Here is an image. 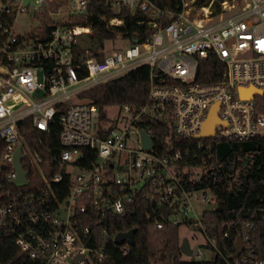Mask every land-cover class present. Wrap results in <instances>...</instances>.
I'll return each instance as SVG.
<instances>
[{
  "label": "built area",
  "instance_id": "obj_1",
  "mask_svg": "<svg viewBox=\"0 0 264 264\" xmlns=\"http://www.w3.org/2000/svg\"><path fill=\"white\" fill-rule=\"evenodd\" d=\"M99 1L111 14L103 11L98 19L112 35L91 48L97 39L93 29L66 23L71 17L93 16ZM210 3L198 7L194 0H180L172 11L151 0H0V239L10 237L41 264H113L104 246L87 245L95 237L80 216L86 206L100 218L125 215L140 199L172 205L166 220L159 211L162 220L184 222L206 238L201 216H186L194 211V191L185 184L209 174L210 141L264 139V105L259 102L264 96V0H222L217 13ZM121 6L148 16L152 30L140 43L124 37ZM77 38L87 41L85 59L76 54ZM122 39L127 42L122 48L107 46V41ZM208 56L224 64L218 81L196 79ZM81 66L86 71L82 77ZM123 77L132 85L134 102L106 105L104 117L96 104L81 97L88 88ZM248 87L262 93L243 98L239 88ZM213 104L218 122L212 134L200 135ZM56 113L59 169L44 178V185L29 187L22 160L36 164L42 157L30 150L18 123L28 118L46 131ZM147 119L168 125L181 139L197 138L196 150L158 152L150 129L140 126ZM142 129L152 139L150 148H142ZM18 146L25 180H17L14 166ZM84 147L95 153L88 166L79 164ZM66 175L68 192L59 197L52 184ZM202 199L211 204L207 210L218 207L213 196ZM180 208L184 217L178 221L174 215ZM154 223L162 227L161 221ZM116 233L111 242L125 256L131 244L114 242ZM100 234L109 237L106 228ZM230 264H264V259L243 248Z\"/></svg>",
  "mask_w": 264,
  "mask_h": 264
},
{
  "label": "trees",
  "instance_id": "obj_2",
  "mask_svg": "<svg viewBox=\"0 0 264 264\" xmlns=\"http://www.w3.org/2000/svg\"><path fill=\"white\" fill-rule=\"evenodd\" d=\"M156 6L175 11L180 0H151ZM211 0H194L198 7L209 5ZM222 0H212L210 7L214 13L221 10ZM103 2H98L94 8L93 16L71 17L66 24L90 26L96 38L101 42L104 37L112 33L98 19L101 12L111 14L109 10L101 9ZM119 16L123 19L122 29L124 37L140 43L151 32L147 20L148 16L142 12H133L121 6ZM47 19V18H46ZM48 27V28H47ZM49 31V26L44 27ZM75 47L76 54L82 55L81 48ZM97 55V54H96ZM101 57L97 55V58ZM81 60V59H80ZM76 57V61H80ZM80 77L86 74L83 66L78 68ZM224 64L214 56L201 60L196 79L202 82H212L221 79ZM81 97L90 100L99 108L101 117H104L103 108L106 105L131 104L134 102V91L126 77L105 81L104 84L88 88L81 93ZM264 105V96L259 98ZM55 114L54 120L46 131L33 126L26 118L18 123L22 138L33 153H39L42 161L36 164L23 158L22 163L28 175V186L44 185V178H51L59 169V124ZM146 124L148 126H146ZM141 127L153 134L154 149L162 153H172L179 148L196 150L198 139L184 140L171 133L169 126L158 124L155 121L145 120ZM211 161L207 165L211 168L207 177L197 183H187L189 191L198 189L209 190L215 198V210H205L201 220L205 226L206 245L211 254L208 259L184 258L180 252L178 228L180 224L165 222L160 217L159 206L147 199H140L132 204V210L125 215L109 214L100 218L92 207L86 206L85 212L80 216L81 225L90 227V236L94 241H87L89 246L105 247L109 255V262L113 264H230L235 261L232 257L235 238L240 236L244 243V251H252L256 256L264 259V139L254 138L245 141L238 140H211ZM83 157L79 164L90 165L95 159L94 150L82 148ZM68 175L60 183L52 184L59 197L68 192ZM62 185L60 190L57 185ZM161 221L162 227L157 228L154 221ZM251 224V228L248 225ZM135 227L134 244L130 246L128 254L122 256L111 242L110 235L118 231H127ZM106 228L109 237L105 239L100 229ZM227 232V237H224ZM0 264H41L30 259L25 253L13 244L8 236L0 239Z\"/></svg>",
  "mask_w": 264,
  "mask_h": 264
},
{
  "label": "water",
  "instance_id": "obj_3",
  "mask_svg": "<svg viewBox=\"0 0 264 264\" xmlns=\"http://www.w3.org/2000/svg\"><path fill=\"white\" fill-rule=\"evenodd\" d=\"M98 44H99V41L96 39L95 42L91 45H88V47L95 48V47H97ZM76 45L84 50L87 48V41H86V43H84L79 38H77ZM255 92L262 93L261 90H257L253 87L239 88V95L242 96L243 98L252 97L253 96L252 94ZM215 112H216V104H213V107L211 108V110L208 114L209 116L206 118V120L203 122V124L201 126V129L199 132L200 135H210L213 133L212 131H213L214 125L218 122V117H217V114ZM139 134L141 135L142 148L143 147L144 148H150L152 146V139L149 136V134H147L143 129L139 132ZM20 149H21V146H18V148L14 152V156H15L14 157V166H15L16 172L18 173L17 180H25L27 175H26V173L23 169L22 163H21ZM217 208L219 209V206ZM159 211L162 214V218L164 220H166L168 213L173 212L172 205L166 206V205L162 204L159 206ZM135 232H136L135 227L129 228V229H127V231H119L114 235L113 241L118 243V244L127 242V243L133 245L134 244L133 239H134ZM235 239L236 240H235L234 252L232 254V257H234V258L236 256H238L239 253L244 248V243H243L242 239L240 238V236H237ZM179 248H180V252L183 255L190 256L192 253L189 241L186 238H181V243H180ZM214 254L215 253L212 252L211 256L214 257L215 256Z\"/></svg>",
  "mask_w": 264,
  "mask_h": 264
},
{
  "label": "rangeland",
  "instance_id": "obj_4",
  "mask_svg": "<svg viewBox=\"0 0 264 264\" xmlns=\"http://www.w3.org/2000/svg\"><path fill=\"white\" fill-rule=\"evenodd\" d=\"M107 46H109V49H117V48H122L124 45H126V40H121L115 43H110L107 41ZM108 112H112L113 108L112 106H108L107 108ZM73 172H77L78 169L76 167L72 168ZM206 195L209 199L212 198L211 193L209 190H203V189H198L190 195V203L193 206L194 211L189 210L186 213L187 218L191 219H198L200 218L201 214L203 211L209 209L210 207V202L204 201L202 198L203 196ZM174 217L178 220L181 221V219L184 217L182 215V208H180L177 213L174 215ZM178 233H179V238H186L189 241L190 248L192 250V253L190 256L183 255L184 258L188 259H208L211 251L209 247L206 245V240L201 233L200 230L194 229L187 225L184 222H181L179 228H178ZM200 251L199 256L197 257L196 254Z\"/></svg>",
  "mask_w": 264,
  "mask_h": 264
}]
</instances>
